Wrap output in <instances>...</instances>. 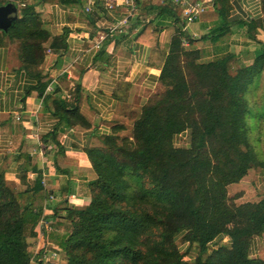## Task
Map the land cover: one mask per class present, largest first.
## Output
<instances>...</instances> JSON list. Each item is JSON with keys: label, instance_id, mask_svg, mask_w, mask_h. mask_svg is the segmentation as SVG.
<instances>
[{"label": "trees", "instance_id": "1", "mask_svg": "<svg viewBox=\"0 0 264 264\" xmlns=\"http://www.w3.org/2000/svg\"><path fill=\"white\" fill-rule=\"evenodd\" d=\"M58 2L82 6V0ZM259 2L264 15V0ZM13 3L19 19L0 32V46L17 45L22 69L38 81L31 91L51 101L55 119L68 128L89 129L77 103L54 97L58 90L46 94L50 80L41 69L48 47L65 52L66 34L51 43L38 2ZM212 3L219 22L201 40L217 43L230 34L232 23L227 1ZM140 5L155 14L150 24L155 23L156 34L167 23L177 27L160 53L163 90L149 98L131 137L114 127L100 147L86 150L95 173L87 185L89 202L66 201L55 210L64 213L58 226L67 229L55 249L66 264H264L251 257L255 239L264 237V189L252 203L236 204L228 196V188L252 169L264 176V42L252 35L253 25L241 23L259 49L250 65L235 69L233 52L203 58L201 51L185 49L183 40H194L184 31L178 5L154 0ZM185 133L188 147H177L176 138ZM44 198L41 175L32 190L15 193L0 170V264H31L30 242ZM224 239L229 247L221 244Z\"/></svg>", "mask_w": 264, "mask_h": 264}, {"label": "crops", "instance_id": "2", "mask_svg": "<svg viewBox=\"0 0 264 264\" xmlns=\"http://www.w3.org/2000/svg\"><path fill=\"white\" fill-rule=\"evenodd\" d=\"M191 1L204 3L206 11L184 29L194 40L187 47L202 51L207 58L223 51L237 56L234 41L227 43L228 38H236L235 42H248L247 51L240 54L253 61L259 45L247 36L246 26L241 23L253 25L252 35L264 42V15L259 0H226V18L232 27L230 34L217 43L201 40L219 22L213 0ZM37 2L52 34L51 43L54 38L67 36L65 52L48 47L41 69L50 80L46 94L58 90L54 97L77 103L91 127L68 128L55 119L51 101L47 103L45 96L31 91L38 81L22 69L17 45L0 46V170L15 193L32 190L41 175L45 193L41 219L55 223L64 216L62 212L55 215V210L62 209L66 201L77 206L88 204L87 185L95 179V173L86 150L100 147L101 139L111 135L114 127L132 131L149 98L159 88L160 53L167 51L177 27L167 23L156 34L155 23L150 24L155 14L141 8L138 17L121 33L107 38L97 48L100 34L127 16L124 7L86 15L83 6H63L58 0ZM148 25L151 29L146 31ZM29 250L32 252L31 245Z\"/></svg>", "mask_w": 264, "mask_h": 264}, {"label": "built area", "instance_id": "3", "mask_svg": "<svg viewBox=\"0 0 264 264\" xmlns=\"http://www.w3.org/2000/svg\"><path fill=\"white\" fill-rule=\"evenodd\" d=\"M151 1L152 0H122L121 3H118V0H82L83 11L86 15H91L99 10H104L106 12H114L118 7H124L127 14V16L123 20L112 23L100 34L96 47L100 48L102 43L107 38H113L116 34L121 33L132 19L138 17V14L140 13V9L142 7L140 3H142V5H145ZM154 1L158 2L160 5L164 4L165 2H171L174 5H178L181 8L182 18L186 23L185 28L188 25L197 21L201 17V15L206 11L205 4L199 1ZM183 46H188V42L186 40H183ZM48 90H51V88H49ZM53 226L54 222L52 220H48L47 218L41 219L36 229V240H38V247L34 252V256H32V262L35 259L45 263H56V261L59 259L58 252H54L55 250L53 251L51 249H48L47 246L48 235H50L54 231Z\"/></svg>", "mask_w": 264, "mask_h": 264}, {"label": "rangeland", "instance_id": "4", "mask_svg": "<svg viewBox=\"0 0 264 264\" xmlns=\"http://www.w3.org/2000/svg\"><path fill=\"white\" fill-rule=\"evenodd\" d=\"M10 1L13 2V0H10ZM34 1H37V0H34ZM0 2H3V0H0ZM247 36L250 37L248 33H247ZM235 39L236 38H234L233 40V38L230 37L227 39L228 40L227 43H232L234 41L233 43H235L236 45L235 44L233 45L237 46L236 52L239 54H237V59L234 62V67L235 69H238L242 65H250L252 61L249 56H242L240 54L242 53L241 51H247V48L249 47L248 42L245 43L243 42V40H240L239 42L237 40V42H235ZM247 39L248 38L246 37V41ZM185 49L198 50L193 47H185ZM201 53L203 52L201 51ZM203 58H207V56L203 54ZM162 90L163 88L160 87L159 92H161ZM131 135H132V131H127L122 134V136H127V137H131ZM188 138L189 137L186 133L181 136H178L175 140L176 146L177 147H188ZM263 189H264V176L261 174V172L258 169H252L249 172L248 176L245 177L239 184L232 185L228 188V196L231 199V201L236 204H242V203H247V202L252 203V202H257L260 200V196H261ZM58 222H59L58 220H55V223L53 226L54 231L51 233L49 240L48 241L46 240L48 243L47 244L48 249H51L53 251L55 250L54 252H56L55 248L56 247L58 248L59 242L61 241V239L64 237L65 233L67 232L66 226H58ZM37 241L38 240H36V237H35V239H33L30 242L32 246V250H31L32 256H34V252L36 251L38 247ZM177 243L179 247L182 249V251L186 250L185 248L186 245L182 243V238H179ZM221 244L227 247L230 246L228 239H224ZM211 247L215 248V245H212ZM252 250H253V256H251L252 258H259V259L264 260V237L255 239ZM31 264H36V260L34 259ZM56 264H66L62 253H59V259L56 261Z\"/></svg>", "mask_w": 264, "mask_h": 264}, {"label": "water", "instance_id": "5", "mask_svg": "<svg viewBox=\"0 0 264 264\" xmlns=\"http://www.w3.org/2000/svg\"><path fill=\"white\" fill-rule=\"evenodd\" d=\"M18 19L19 10L13 2L0 6V32H7Z\"/></svg>", "mask_w": 264, "mask_h": 264}]
</instances>
